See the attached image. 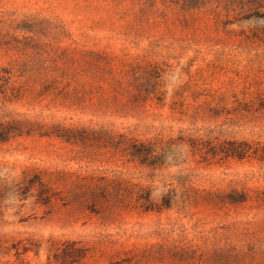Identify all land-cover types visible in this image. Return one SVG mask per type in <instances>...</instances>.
<instances>
[{"label":"rangeland","instance_id":"obj_1","mask_svg":"<svg viewBox=\"0 0 264 264\" xmlns=\"http://www.w3.org/2000/svg\"><path fill=\"white\" fill-rule=\"evenodd\" d=\"M0 264H264V0H0Z\"/></svg>","mask_w":264,"mask_h":264},{"label":"trees","instance_id":"obj_2","mask_svg":"<svg viewBox=\"0 0 264 264\" xmlns=\"http://www.w3.org/2000/svg\"><path fill=\"white\" fill-rule=\"evenodd\" d=\"M22 124H0V140H6L14 133L21 131Z\"/></svg>","mask_w":264,"mask_h":264}]
</instances>
